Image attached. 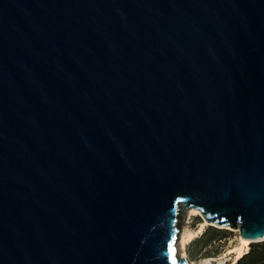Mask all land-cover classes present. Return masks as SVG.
Listing matches in <instances>:
<instances>
[{"label": "water", "instance_id": "95a60500", "mask_svg": "<svg viewBox=\"0 0 264 264\" xmlns=\"http://www.w3.org/2000/svg\"><path fill=\"white\" fill-rule=\"evenodd\" d=\"M189 208L264 241V0H0V264H192Z\"/></svg>", "mask_w": 264, "mask_h": 264}, {"label": "rangeland", "instance_id": "374dc122", "mask_svg": "<svg viewBox=\"0 0 264 264\" xmlns=\"http://www.w3.org/2000/svg\"><path fill=\"white\" fill-rule=\"evenodd\" d=\"M190 209V208H189ZM189 209L182 210L179 215V239L177 240V248L178 244L180 243V235L182 233L183 229H188L190 231H196L195 236L192 240L189 242H186V245L184 248L179 247L178 249V255L182 256L183 252H185V257L194 264H230V262H234L236 253L235 252H229L228 250L231 248H235L239 245L240 242V234L238 229L231 228L230 231H233V234L228 238V240H223L222 243L223 246H221L219 249L215 248V246H212L213 254L209 257H204L205 251H199L197 246H192V241L200 236L210 225L211 223L206 221L201 212L200 213H192L189 211ZM216 227V226H215ZM250 246V245H249ZM183 249V250H182ZM249 250V247L247 251ZM219 251L218 254H215Z\"/></svg>", "mask_w": 264, "mask_h": 264}, {"label": "trees", "instance_id": "16d2710c", "mask_svg": "<svg viewBox=\"0 0 264 264\" xmlns=\"http://www.w3.org/2000/svg\"><path fill=\"white\" fill-rule=\"evenodd\" d=\"M232 234L233 231L229 229L210 225L192 241V246H197L199 251H205L204 257H209L213 254V250L210 248L218 243L215 248L219 249L224 244L222 241L228 240ZM249 245V250L230 264H264V241L252 242ZM218 253L219 251L215 254Z\"/></svg>", "mask_w": 264, "mask_h": 264}, {"label": "bare ground", "instance_id": "6f19581e", "mask_svg": "<svg viewBox=\"0 0 264 264\" xmlns=\"http://www.w3.org/2000/svg\"><path fill=\"white\" fill-rule=\"evenodd\" d=\"M189 211L192 213H200L197 209H194V208H190ZM195 234H196V231H190L186 228L183 229L182 233L180 235V243L178 244V249H179V247H180V249H181V247L184 248V246L186 245V242L187 241L189 242L190 240H192L193 237L195 236ZM248 247H249V240L240 239L239 245L235 248L229 249L228 251L229 252H235L236 253L235 259H238L245 252H247ZM182 256L185 257V252H183ZM192 264H194V263H192Z\"/></svg>", "mask_w": 264, "mask_h": 264}]
</instances>
